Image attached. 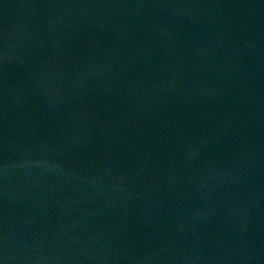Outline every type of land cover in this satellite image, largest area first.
<instances>
[{
	"label": "water",
	"instance_id": "1",
	"mask_svg": "<svg viewBox=\"0 0 264 264\" xmlns=\"http://www.w3.org/2000/svg\"><path fill=\"white\" fill-rule=\"evenodd\" d=\"M0 264H264V0H0Z\"/></svg>",
	"mask_w": 264,
	"mask_h": 264
}]
</instances>
